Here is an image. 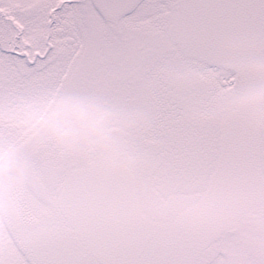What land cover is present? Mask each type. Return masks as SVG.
I'll use <instances>...</instances> for the list:
<instances>
[{"label": "snow or ice", "instance_id": "1", "mask_svg": "<svg viewBox=\"0 0 264 264\" xmlns=\"http://www.w3.org/2000/svg\"><path fill=\"white\" fill-rule=\"evenodd\" d=\"M0 264H264V0H0Z\"/></svg>", "mask_w": 264, "mask_h": 264}]
</instances>
